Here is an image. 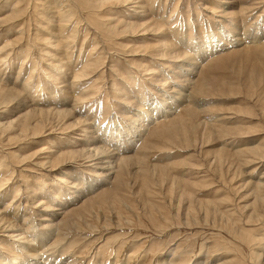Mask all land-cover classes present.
Segmentation results:
<instances>
[{
  "label": "bare ground",
  "instance_id": "1",
  "mask_svg": "<svg viewBox=\"0 0 264 264\" xmlns=\"http://www.w3.org/2000/svg\"><path fill=\"white\" fill-rule=\"evenodd\" d=\"M250 1L252 3L246 7L239 4L235 8L236 2L244 3L245 0H207L210 6L203 10H208L211 15L220 13L219 17L229 18L234 27L227 32V37L217 36L219 41H215L216 36L207 29L204 42L200 43L194 33L200 34L203 21H199L198 16L190 26L189 20L188 23L182 21L180 28L184 29L180 32L173 24L178 17L171 20L175 9L162 21L165 6L161 9L160 0H0V204L11 195V200L3 203L0 209V264H76L73 262L75 254L62 258L69 248L62 245L56 249L63 241L57 231L68 226L77 228L80 214L75 212L80 205L90 200V195L109 186L112 180L121 182V168L136 156L140 141L146 140L141 148L144 149L153 135L164 136L165 132L171 133L173 126L179 125L176 123L182 125V113L185 117L196 116L195 108L189 107L192 102L189 90L200 91L199 69L205 60L221 50L234 46L247 48L249 44L253 46L264 40V8L254 16L264 0ZM249 14L257 19L254 33L242 27ZM219 24L226 27L223 21ZM129 38L131 40L126 44L115 42ZM104 41L114 47L115 52H106ZM93 43L97 47L101 45V51L108 57H100L99 51L94 57L97 47ZM129 44H133L132 47ZM111 54L115 61L109 62L110 77L119 76L121 82L110 78L104 88L106 70L103 69ZM127 56L131 58L126 59ZM172 63L178 69L176 72ZM157 67L169 72H160ZM14 68L17 69L15 77ZM164 74L165 78L162 77ZM168 79L179 81L167 86ZM143 80L151 86L140 87L139 81ZM100 93L105 95L104 101L107 98L110 101L109 110L101 113L108 121L106 127L101 124L105 119L98 120L99 113L93 108ZM111 109L115 112L113 116L109 115ZM177 110L180 115L176 114ZM227 116L214 121L226 123L228 120L229 123L233 118ZM71 118L74 120L70 122ZM186 130L180 126L178 131L184 134ZM42 137L45 142L38 150V161L30 165L31 157L21 153L30 141ZM66 137H69L67 142L61 143ZM248 151L257 157L247 163L264 161V154L258 155L264 150L252 148ZM217 153L219 157L227 154L223 148ZM242 154L244 149L240 147L235 155L240 157ZM84 165L89 168L82 172L80 167ZM30 167L56 175L46 181L45 173L35 172ZM33 172L37 182L31 180V175L22 177ZM15 174V182L22 188L14 185L12 177ZM260 179L263 184L252 183L249 179L245 183L256 187V199L252 204L255 207L264 206L261 197L264 177ZM21 190L24 193L19 196ZM24 201L31 205L30 210L37 209V214L43 212L37 218L43 232L35 230V225L31 226V213L26 212L28 206L24 205L21 208L24 212H21L19 206ZM12 217L22 219V225L12 221ZM252 218L255 217H247L242 225L249 226ZM230 222L223 221L221 215L218 225L223 226L222 231L233 241L239 240L248 248L254 264H264V230L261 236L254 237L249 230L236 229ZM255 222L261 224L262 221L258 217ZM25 223L27 226L23 225ZM115 223V231L124 225L122 221ZM185 225H189L188 221ZM101 227L105 231L112 229L109 224ZM125 236L128 233L118 234L115 240ZM206 236L209 240L203 245H209L205 250L211 253H203L193 264H245L242 258L235 260L225 256L229 248L235 249L233 241H226L216 233ZM211 239H218L219 243L213 244ZM174 249H178L177 246ZM173 252L176 250L162 255L155 264H185L176 256L173 259ZM98 264L104 263L99 261Z\"/></svg>",
  "mask_w": 264,
  "mask_h": 264
},
{
  "label": "rangeland",
  "instance_id": "2",
  "mask_svg": "<svg viewBox=\"0 0 264 264\" xmlns=\"http://www.w3.org/2000/svg\"><path fill=\"white\" fill-rule=\"evenodd\" d=\"M251 3L250 0H245L244 3L236 2L234 7L237 8L241 4L246 7ZM159 4L161 9L163 5L165 6L162 21L165 20L171 10H176H174V16L171 20L177 19L176 16L178 17L173 24L179 27L180 32L184 29L180 28V22L188 23L189 20L188 25L190 26L196 19L195 17L198 16L199 21H203L204 27L200 29V34L196 32L194 36L201 40L200 43L204 42L207 29L210 34L216 36L215 41H219L220 34L227 37V32L234 27L231 25V20H228L229 18L227 20L221 19L220 13L216 12L211 15L208 10H203V8L208 9L210 6L207 0L205 2L198 0H160ZM176 4L179 6L177 9L175 8ZM242 5L241 7H243ZM262 8H264V3L254 12V16ZM132 13L130 12V14ZM199 13L200 15H198ZM222 21L226 29L219 24ZM236 21L239 23V19ZM256 22V17L253 18V15L249 14L247 21L242 22V27L254 33L256 31L254 30L256 24L254 23ZM252 24L254 28L251 26ZM195 25L198 23L196 22ZM174 35L177 36L175 33ZM128 40L131 39H126V41L119 39L115 42L126 44ZM110 41L112 43V40ZM104 44L107 47H105L106 52H115L114 47L111 48L108 42L104 41ZM137 44L134 43V45L139 46ZM132 45L129 44L128 46L132 47ZM100 46L97 47L96 45L97 50L94 57L99 52L102 55L100 57L104 58L105 55L108 57L106 53L101 51ZM247 46L249 48L234 46L221 50L202 63L198 79L202 87L198 92L189 90L190 102L192 101L189 107L195 108L196 116L185 117L183 113L180 115V111L177 110L176 114H179L180 118L183 117L182 125L180 123H176L179 124L178 126L174 124L175 126L171 127V133L165 132L164 136L153 135L144 149L141 148L146 140L140 141L137 145L139 150L136 156L132 157V161L127 166L121 168V182L112 180L109 186H104L102 191L99 190L92 196L88 195L91 197L90 200H86L88 203H80V208L75 212L80 214V219L77 217L79 221L77 228L68 226L60 228L59 232L57 231L58 236L63 241L56 245V249L59 250L62 245L66 249L69 248L62 258L71 257L75 254L73 262L76 264H98L99 261H103L104 264H155L162 255L176 250V253L173 252V259L176 256L185 264H193V261L197 260L203 253H211L208 249L205 250L209 245H203L209 240V236L206 235L216 233L217 236H223L226 241H233L228 233L222 231L221 227L223 226L218 225L221 215H223V221L226 219L230 222L232 219L233 221L231 220L230 223H234L236 229L249 230L254 237L261 236V231L264 230V206L256 205L257 207H255L252 205L256 199L254 193L256 187L245 183L249 179L252 183L260 185L263 184L260 178L264 177V161L261 162L263 166L261 163H247L252 160V157H257L248 150L252 148L264 150V40L254 43L253 46L252 44ZM116 49L121 50L118 47ZM84 52L87 53L86 48ZM130 58L129 56L126 57V59ZM114 61L113 54L108 60H105L104 66L106 67L103 70H106L107 74H104L103 80L106 82L104 88L107 87V81H111L110 78L116 82L120 79L121 82L119 76L110 77L109 62ZM175 66L172 63L171 67L174 72L178 70L175 69ZM158 69L160 72H164L161 67H157ZM167 71L165 70L166 73ZM16 73L17 69L14 68L13 77ZM136 76L142 79L139 74ZM165 76L164 74L162 77L165 78ZM67 81L69 82V79ZM143 81H139V84L142 85H139L140 87L149 88L147 85L151 86L146 84L145 80ZM177 81L179 80L168 79L166 85L170 86L171 83L174 84L173 82L177 83ZM104 96L100 93L98 100L93 102V108H96L97 113L100 114H97L98 120L105 119L101 124L106 127L108 121L105 115L102 116L101 113L104 114V111L109 110L107 107L110 101L108 98L104 101ZM87 107L90 106L87 105ZM114 113L111 109L109 115L113 116ZM224 115L233 119L229 120V123H227L228 120L226 123L214 121ZM185 118L187 119L185 120ZM73 120L74 118H71L69 121ZM235 120L236 123H234ZM169 124L167 126H170ZM167 126L164 125V127ZM180 126L187 129L186 133H179ZM69 137L63 138L61 143L67 142ZM44 142L42 137L30 141L28 145L24 146L25 149L21 154L31 157L28 160L30 165L38 161L36 159L38 150L44 146ZM240 147L244 149V154L239 157L235 154ZM221 148L227 154L219 157L217 152ZM259 154L264 153L258 152ZM22 167L24 169V166ZM80 168L83 172L85 168L89 167L84 165ZM253 168L255 169L254 172L249 175ZM18 169L16 170L18 171ZM30 170L35 172L40 170L45 173L46 181L49 177L52 178L56 175V173H48L35 167H30ZM35 172L23 174L22 177L31 175V180L37 182ZM15 176L17 177V174L12 177L14 185H19L22 188L20 183L15 182ZM22 192L21 190L19 196L22 195ZM104 192L107 194L102 195ZM263 195H261L262 199L264 198ZM10 196H7L5 201L0 204V209L3 208V203L11 200ZM50 197L52 196L50 195ZM24 205L28 206L26 212L31 213L30 217L33 221L31 226L35 225V230L43 232L37 221L38 216L43 212L37 214V209L30 210L31 205H27L25 201L19 206L21 212H24L21 209ZM42 209L44 208L39 210ZM13 213L10 215L13 216ZM257 214L262 221L261 224L255 222L256 219L258 220ZM186 215L188 219H186ZM215 217L217 223H215ZM247 217L255 218L249 219L253 221L249 223L250 225L248 224L249 226H244L242 223L246 221ZM81 218L83 219L81 220ZM10 219L16 224L22 225V219L17 220L13 217ZM74 221H76L75 218ZM116 221L124 222L118 231H115L117 230ZM126 221L127 223H125ZM187 221L189 225H185ZM105 224H109L112 229L103 230L101 226ZM215 224L217 225L213 226ZM23 225L27 226L26 223ZM127 233V237L118 238V241L115 240L117 238L115 236L118 234ZM211 243L219 242L218 239H211ZM232 244L235 249L229 248L225 255L227 258L230 257L235 260L242 258L245 264H254L250 260L249 250L244 244L239 240L233 241ZM176 246L178 249H174ZM113 256L115 257L113 258ZM170 258L171 256L168 260ZM121 260L125 261L122 263Z\"/></svg>",
  "mask_w": 264,
  "mask_h": 264
}]
</instances>
